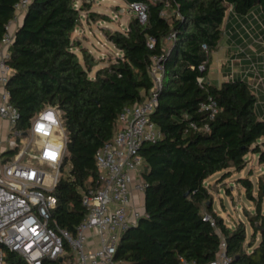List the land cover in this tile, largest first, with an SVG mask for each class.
<instances>
[{
    "label": "trees",
    "instance_id": "16d2710c",
    "mask_svg": "<svg viewBox=\"0 0 264 264\" xmlns=\"http://www.w3.org/2000/svg\"><path fill=\"white\" fill-rule=\"evenodd\" d=\"M18 1L0 0V43ZM123 1L146 2L147 20L142 23L134 13L126 29H104L120 53L94 75L98 59L72 37L82 23L76 0H29L15 30L7 60L13 68L7 82L10 102L19 110L15 128L28 130L34 114L49 104L62 111L68 131L52 222L71 231L82 222L87 212L83 191L98 178L95 153L113 138L123 109L150 94L157 57L165 71L151 117L163 136L141 147L145 211L122 233L117 264H208L218 257L223 240L229 264H264V183L256 197L250 177L239 178L247 197L256 200L249 235L244 222L230 227L214 211L205 184L217 172L226 178L242 171L250 152L260 154L264 163V118L257 110L261 90H255L253 79L235 75L220 83L207 79L213 53L226 36L228 9L237 15L256 16L254 9L264 14V0ZM101 17L109 20L107 14ZM209 98L218 105L213 117L201 109ZM205 212L216 226L204 219ZM6 256L8 264H28L13 251Z\"/></svg>",
    "mask_w": 264,
    "mask_h": 264
},
{
    "label": "built area",
    "instance_id": "2783aa9c",
    "mask_svg": "<svg viewBox=\"0 0 264 264\" xmlns=\"http://www.w3.org/2000/svg\"><path fill=\"white\" fill-rule=\"evenodd\" d=\"M28 2L20 0L15 4L16 15L0 43V117L8 123L7 146H0V264H8L7 250L20 254L28 264H43L45 259H52L55 264H117L116 250L122 233L144 214L132 203V185L142 193L147 187L141 169V147L163 136L151 114L158 104L156 88L161 86L164 64L155 57L151 66L155 86L150 94L123 109L113 138L96 151L98 178L83 191L82 202L87 212L82 222L75 231L62 228L52 222L58 206L54 191L64 175L61 167L69 140L62 111L48 104L34 114L28 130L17 129L19 110L11 104L7 89L13 70L7 63L15 35L12 24L25 12ZM129 7L142 23L147 20L146 2H130ZM154 41L150 36L148 45L153 47ZM203 47L207 48L205 44ZM251 48L257 52L255 46ZM252 66L253 87L264 91V74L256 63ZM201 109L213 117L218 111L216 100L201 102ZM1 142L0 137V145ZM9 151H13L12 158L6 154ZM133 180L137 181L133 184ZM203 217L216 226L209 213L205 212ZM219 250L218 257L208 264L230 263L225 240Z\"/></svg>",
    "mask_w": 264,
    "mask_h": 264
},
{
    "label": "rangeland",
    "instance_id": "374dc122",
    "mask_svg": "<svg viewBox=\"0 0 264 264\" xmlns=\"http://www.w3.org/2000/svg\"><path fill=\"white\" fill-rule=\"evenodd\" d=\"M76 4L81 9L82 23L78 25L72 37L79 41L96 59H98V62L92 69L91 75H94L96 68L107 64L112 57L117 55L116 53H120L115 45L104 35V29L124 30L130 18L134 17L135 14L130 9L129 4L123 0H76ZM94 11L98 12V14L93 18L90 16V13ZM103 14H107L109 20L103 19L101 17ZM75 50L82 56L79 46ZM215 60L216 57L214 54L209 66V72L213 77L218 73ZM252 78L253 77L248 76L247 80ZM261 91L259 92L260 95L262 94ZM261 147L264 149V145ZM8 156L12 158L13 154L9 153ZM259 157L260 154L250 152L247 156V167L242 171H233L232 174L226 178H223L222 172H217L205 181V184L209 186L212 194L214 211L224 217L225 222L230 227H234V225L239 222H244L248 235L252 231L249 223V215L252 214L256 208V200L247 197L246 189L244 185L239 182V178L250 177L254 183V196L257 197L259 192L263 193L264 163L260 162ZM136 181L137 180H133V184ZM141 201L140 196V203L137 202V204L141 205V203H143Z\"/></svg>",
    "mask_w": 264,
    "mask_h": 264
},
{
    "label": "crops",
    "instance_id": "0c3cea01",
    "mask_svg": "<svg viewBox=\"0 0 264 264\" xmlns=\"http://www.w3.org/2000/svg\"><path fill=\"white\" fill-rule=\"evenodd\" d=\"M254 12L256 16L251 13L237 15L231 11V8L228 9L224 22L226 36L213 53L216 57L215 64L218 73L213 77L209 72L208 81L220 83L227 80L232 72L236 78L254 77L252 63H256L264 72V14L260 9H254ZM22 19L23 17L20 16L17 21H14L12 24L14 30L21 24ZM251 45L256 47L257 52L251 48ZM261 92L257 110L259 115L264 118V91ZM0 127L2 140L0 146L5 148L7 146L8 123L2 117H0ZM140 196L143 203L138 205ZM144 199L145 194L138 192L132 185V203L142 211H145Z\"/></svg>",
    "mask_w": 264,
    "mask_h": 264
},
{
    "label": "water",
    "instance_id": "95a60500",
    "mask_svg": "<svg viewBox=\"0 0 264 264\" xmlns=\"http://www.w3.org/2000/svg\"><path fill=\"white\" fill-rule=\"evenodd\" d=\"M24 135H27V132H26V133H24Z\"/></svg>",
    "mask_w": 264,
    "mask_h": 264
}]
</instances>
